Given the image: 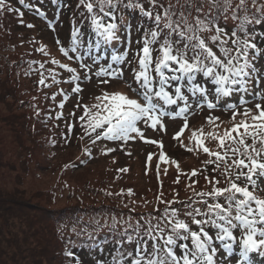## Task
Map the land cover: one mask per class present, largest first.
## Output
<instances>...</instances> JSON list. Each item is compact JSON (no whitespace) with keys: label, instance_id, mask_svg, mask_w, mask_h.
Masks as SVG:
<instances>
[{"label":"trees","instance_id":"trees-1","mask_svg":"<svg viewBox=\"0 0 264 264\" xmlns=\"http://www.w3.org/2000/svg\"><path fill=\"white\" fill-rule=\"evenodd\" d=\"M127 2L128 0H124V3ZM140 2L144 3L146 9L149 8L147 0ZM171 3L176 5V0H171ZM180 3L183 4L184 0H180ZM261 3H264V0H257V6ZM248 8L252 12L255 11L251 0H248ZM7 9H12L9 13L13 17V24L5 22L3 11ZM88 15L86 9L79 5V0H25L23 4L19 0H5V7L0 9V23L3 28L0 34V111L3 114L0 116V124L6 132H10L16 144L14 150L6 153L0 144V264H69L70 261L71 264H76L77 259L81 264H112L117 251L123 250L116 243L124 239L121 234L125 230L129 233L133 231L128 225H136L137 222L143 224L149 215L158 216L165 208L162 200H176L189 204L200 200L196 193L211 191L216 180L220 181L216 186H227L224 176L220 175L224 169V161H220L219 169L214 170L217 167L216 158L204 153L203 147H208L211 152L221 151L219 141L214 139L213 135L223 134H220L214 121L219 117L233 116L229 106L235 99L241 98V95L234 93L228 97L217 98L215 86L208 78L202 76H198L197 79L210 90L209 94L193 95L185 88L188 112L175 119L162 116V119L168 118L171 125L168 126L161 120L163 127L158 125L151 135L142 139L146 144H143L144 148L137 140L131 143V139L126 141L101 139L93 145L92 139L96 133H92L91 137L86 135L84 132L86 121H80L79 117L83 115L84 105L91 107L98 101L94 97L95 103L92 99L83 102L72 95L73 89L77 82L88 84L95 81L98 89L96 96L116 88L129 98L138 99L133 91L138 87L132 75L133 68L136 67L133 56L142 48V44H138L137 41L143 40L144 32L152 27V22L144 17L139 9L120 7L116 21L119 25L117 35L120 39L97 46L98 38L90 27V21L84 18ZM120 16H123V22L119 19ZM17 19L20 21L17 22ZM231 23L229 21V27ZM29 24L33 27H28ZM13 25L31 31L38 27L39 32L37 35L32 34L31 40L26 43L17 42V39L12 37L2 41L1 35L5 31L7 33L8 28ZM73 27H78L82 34L78 52L87 53L84 61L89 62L93 70L95 67L98 70L102 66L107 67L112 63L113 55H121L127 51L128 56L122 62L112 63L113 68L121 69L123 66L126 69V77L124 79L111 76L103 79L96 77L92 80L88 78H91L90 75L85 76V72L89 70L80 67V61L76 58L77 53L71 51ZM255 31L264 32V24L257 25ZM57 40L60 41L59 44ZM256 43L258 47L264 48V40L259 36ZM61 47L67 48L69 55L73 57L72 60L64 55ZM155 55L156 53H153L154 57ZM94 60L97 62L93 63ZM128 61L132 63L129 64ZM254 63L258 69L257 75L264 77V55ZM40 64L44 67L40 68ZM61 64L75 68L76 72L70 73L66 68H62ZM75 76L80 77L79 81L73 80ZM42 78L44 84L39 83ZM23 80L25 87L19 92L20 82ZM102 80H107L108 83H102ZM29 82L32 84L31 92ZM261 89H264V78L259 80L258 85L253 83V92H259ZM43 91L49 92L55 99L47 102L42 98L38 101L31 95ZM110 91L109 94L113 93ZM65 96L66 100L72 98L76 104L74 109H70L69 117L65 109L67 105ZM246 96H251L247 108L254 110L256 103L264 105V101L252 93ZM208 102L216 104V108L209 109ZM61 103L64 104L62 109L59 107ZM184 106L183 101L176 104L178 109ZM237 106V111H244L245 106L242 102ZM50 112L58 120L67 121L63 129H55L49 124ZM73 113L75 115H72ZM185 120L188 127L179 139H174ZM193 132L197 134L195 137L192 135ZM200 139H203V145L197 142ZM152 140L158 143L153 144L150 142ZM74 145L78 149L74 158L64 162L61 159L58 166L51 165L53 158H61L58 156L59 150ZM139 148L145 158L142 174L147 176L148 180L147 183L143 181V190L139 189L141 185L139 181L132 180L127 184L128 180L114 177L110 172L106 171L104 175L103 167L100 165L87 169L96 158L94 159L92 153L87 155L85 149L96 150L101 157L109 156L108 159L111 161L122 158L127 163L137 157L134 154ZM108 149L114 151L109 152ZM161 153L167 156V161L159 159ZM149 155L152 156L150 161ZM209 160L214 162L208 163ZM98 166L102 167L100 170L102 174L100 177L94 175L91 180L77 182L69 173L80 170L77 174L81 176L84 172H94ZM194 170L197 175L191 176ZM47 171L53 175L48 186L32 189L29 184L30 178L33 175L40 178ZM259 183L264 186V178H261ZM128 190L132 191L131 195L128 194ZM256 194L264 198V192ZM208 199L211 202V198ZM220 202L223 203V200ZM195 206L202 207L199 203ZM171 207L181 205L174 203ZM113 219L117 221L114 226ZM257 227L264 228V225L258 224ZM207 230L213 235L218 257L219 251L223 250L222 245L215 241V230ZM232 231L239 243L242 230L237 227ZM124 248L132 250L134 246L128 245L125 240ZM68 250L73 251L75 256L67 257L65 253ZM223 252L227 254L225 250ZM249 257L261 258V255L260 252H253L249 253Z\"/></svg>","mask_w":264,"mask_h":264},{"label":"snow or ice","instance_id":"snow-or-ice-1","mask_svg":"<svg viewBox=\"0 0 264 264\" xmlns=\"http://www.w3.org/2000/svg\"><path fill=\"white\" fill-rule=\"evenodd\" d=\"M19 2L23 4L25 0ZM147 3L149 8L146 9L140 0H128L127 3L124 0H79V5L89 14L84 18L90 21V27L98 38L97 46L120 39L116 22L120 7L139 9L152 22V27L144 32L143 40L137 41L142 44V48L133 56L136 67L132 75L138 85L133 91L138 99L117 91L96 96L98 103L91 107L83 106V115L79 119L86 121V135L91 137L92 133H96L92 139L93 145L101 139L126 141L131 138V133L143 139L144 133L138 123L143 122L148 126L150 122L154 130L158 125L163 127L161 117L166 114L163 105H176L178 101H183L185 106L180 109V113L188 112L185 88L193 95H207L210 92L197 79L198 76L208 78L215 86L217 98L239 93L245 107L243 112H239L237 105H230L233 126L225 130L222 136L213 135L219 141L221 151L211 152L208 147H203L204 153L216 158L217 167L214 170H218L219 162L224 161L220 175L224 176L227 186H216L220 184L216 180L211 191L196 193L200 200L189 204L162 200L165 208L158 216L149 215L143 224L137 222L136 225H128L133 231L129 233L125 230L121 234L124 239L116 243L123 250L117 251L112 264H224V258H216L218 249L213 235L207 229L215 230V241H219L223 250L231 256L233 245L237 243V236L232 230L237 227L242 230L239 264H252L249 253L260 252L264 256V228L257 227L258 224L264 225V198L256 194L264 192V186L259 183L264 178V105L256 103L254 110L247 108L249 101L245 96L252 93L264 101V89L253 92V83L258 85L259 80L264 78L257 75L258 69L254 63L264 55V48L258 47L256 43L257 36L264 40V32L255 31L257 25L264 24V3L257 6V0H251L254 12L248 8V0H184L183 4L176 0V5L171 0H147ZM4 7L5 0H0V9ZM119 19L123 22V16ZM229 21L232 22L230 27ZM28 27L33 25L29 24ZM81 35L79 28L73 27L71 51L77 53L76 58L82 69L91 70V66L83 62V54L78 52ZM57 43L60 41L57 40ZM60 50L69 60L73 59L66 47ZM153 53H156L155 57ZM127 56L128 52L125 51L121 55H113L111 61L122 62ZM112 63L107 67L102 66L95 75L122 76V70L113 68ZM43 67L40 64V68ZM61 67L70 73L76 72L75 68H69L67 64H61ZM79 79V76L73 77L75 81ZM101 82L108 83L107 80ZM39 83L44 84V79ZM73 91H82L78 82ZM207 106L209 109L216 108L212 102H208ZM59 107L62 109L64 104L61 103ZM238 115L242 117L239 121L236 120ZM68 127L71 130V125ZM187 127L185 120L174 139H179ZM98 129L101 131L97 132ZM192 135L195 137L197 134L193 132ZM150 142L158 143L155 140ZM197 142L201 145L204 143L203 139ZM85 151L90 154V150ZM151 159L149 155L148 160ZM159 159L167 161L168 158L161 153ZM196 175L197 172L192 171L191 176ZM128 194L131 195L132 191L128 190ZM174 203L181 207H171ZM196 203L202 207L195 206ZM116 223L113 219V226ZM89 238H92L91 234ZM125 240L128 245L134 246L132 250L124 248ZM65 255L74 257L75 253L68 250ZM76 264H81L79 259Z\"/></svg>","mask_w":264,"mask_h":264},{"label":"rangeland","instance_id":"rangeland-1","mask_svg":"<svg viewBox=\"0 0 264 264\" xmlns=\"http://www.w3.org/2000/svg\"><path fill=\"white\" fill-rule=\"evenodd\" d=\"M3 15L5 16V22L9 23L11 22L12 24L14 23L13 17H11L9 10H4L3 11ZM1 18V17H0ZM20 21V19H17ZM1 23H0V34H1ZM19 28V27H18ZM16 28L15 25H13L12 27H9L8 32L6 33V31L1 35V39L2 41H6L9 40L10 37L17 39V42H22V43H26L28 40H31V35H37L39 30L38 27L34 28L33 31L25 29L23 30L22 28ZM3 29V28H2ZM57 51H55L56 53ZM85 56H87V53L84 54ZM84 57V56H83ZM85 59V57H84ZM83 59V61H84ZM85 62V61H84ZM86 64L91 66V70H89L88 72H85V76H91L90 79L95 80L96 79V75L95 73L98 72L99 70L95 67L94 70L92 69V65L89 62H85ZM125 65V64H124ZM117 68V67H116ZM120 69V68H117ZM122 70V76H120L119 78H124L125 77V71L126 69L122 66L121 68ZM101 79H103L104 77H99ZM95 81H92L88 84H85L83 82H80V86L82 88V91L79 93L73 92L72 95L75 97L80 98L83 102L84 101H88L90 99H92V102L95 103L94 97H96L97 93H98V89L95 86ZM25 84V81L23 80V82H20V86H19V92L22 91L23 87ZM29 90L30 92L33 91L32 90V84L29 82ZM111 89H109L110 91ZM106 92V93H109ZM110 92H117V89H113V91ZM45 96H44V94ZM40 93H31V95L35 98L38 99V101H41L42 98L47 102L49 101H53V96H51V94L49 92L43 91ZM103 94V93H101ZM99 94V95H101ZM29 96V95H28ZM92 96V98H91ZM61 98V97H59ZM67 101V105L65 106L66 109V113L68 112V117H69V113H70V109H74L75 108V101L71 99L66 100ZM64 101V102H66ZM40 105V103H38ZM166 110H168L167 112H165V115H171V117L177 118V115H182L180 113V111H176V109H171V108H167ZM53 111V110H51ZM243 112V111H242ZM50 112V118H49V124L54 127L55 129H63V127H65L67 121L65 120H58V118H55V116ZM2 112L0 111V116H2ZM240 119H242L241 116H237L236 120L239 121ZM166 122V124L168 126L171 125V121L166 119L164 120ZM68 123H70L68 121ZM199 124V123H197ZM214 125L217 127V129L219 130L220 134L222 135L223 132L227 129H230L233 126V122H232V116H227V117H219L218 119H216L214 121ZM141 129L145 132V137L149 136L152 134L153 129L150 127V122L149 125L146 126L145 124H143L141 126ZM135 140L139 141L141 144V147L144 148L145 142L139 137L138 134H135V138L134 140H130V142H134ZM138 142V143H139ZM137 143V142H136ZM0 144L2 147V150L6 153L7 151H12L16 148V144L15 141L13 140L10 132H6V130L3 129V126L0 124ZM148 147V146H147ZM90 150V154L92 153L94 155V161L92 163V165L90 167H88L87 169L93 168L95 165H100L103 167V174L106 175V171L110 172L111 175H114V177L118 176L120 179L122 180H128L126 182H128L127 184H130L132 180H136L139 181L141 183V185L139 186L140 190H143V181L145 183H147V179L145 175L142 174V171H144V163L143 161L145 160L143 154L141 155L140 153V148L139 150H137L135 152L134 155H137V157L132 158L131 160H129L127 163L122 159L119 158L117 161L115 160H110L108 159L109 156L106 157H101L100 153L97 152L96 150ZM78 153V149L76 148V146H72V147H66L63 150H59L58 152V156H61V158H53L51 161V165L53 166H58V164L67 160H71L72 158L75 157V155ZM87 155H89V152H86ZM96 155V156H95ZM187 166V165H186ZM99 167V166H98ZM96 167L95 171H90V173H86L84 172L81 176L79 174H77L78 172H80V170H77L75 173H71V177L72 179H75L77 182L79 181H84V180H91L90 178H92L94 175L95 177H100V175L102 174V172H100V170H102V167ZM120 169H127V171H120ZM50 171H47L46 173L42 174L41 177H36V176H32L29 180V184L32 187V189H36V187H45V185L48 186L50 180L53 178V175L50 174ZM41 185V186H39ZM237 249H235V247H233V254H237ZM224 258V264H236V259H232L229 262L227 260H225V256L222 254V251L220 252V254H218V260ZM228 259V258H227ZM252 264H264V256H261V258H252Z\"/></svg>","mask_w":264,"mask_h":264}]
</instances>
